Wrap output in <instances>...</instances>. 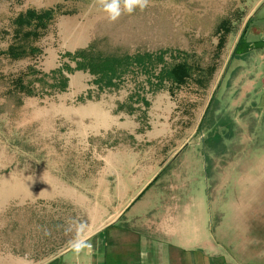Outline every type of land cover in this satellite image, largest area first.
<instances>
[{
    "label": "rangeland",
    "instance_id": "obj_1",
    "mask_svg": "<svg viewBox=\"0 0 264 264\" xmlns=\"http://www.w3.org/2000/svg\"><path fill=\"white\" fill-rule=\"evenodd\" d=\"M191 2L217 6L216 12L234 2L236 15L219 36L215 20L192 23L180 1L166 7L173 16L147 7L110 22L95 0H0V264L48 261L70 247L58 243L54 227L72 219L76 228L75 207L71 214L39 204L52 202L59 180L91 186L108 149L133 153L150 178L166 168L168 189L186 182L198 189L203 177L213 204L225 197L220 208L228 234L238 225L230 200L250 191L264 195V0ZM83 49L133 58L150 52L163 63L133 64L116 87L98 83L88 70H65L66 90L35 85L27 93L42 74L51 85V71L76 68L67 54ZM182 63L190 72L183 82L160 81L163 67ZM90 102L124 113L138 126L139 140L126 129L91 133L93 119H80L88 115L79 111ZM206 196L202 191L187 202L189 238L202 237L216 220L217 209L202 207Z\"/></svg>",
    "mask_w": 264,
    "mask_h": 264
},
{
    "label": "crops",
    "instance_id": "obj_2",
    "mask_svg": "<svg viewBox=\"0 0 264 264\" xmlns=\"http://www.w3.org/2000/svg\"><path fill=\"white\" fill-rule=\"evenodd\" d=\"M84 110L88 116L80 119H93L89 125L91 133L126 129L139 140L138 126L126 119L124 113L114 114L100 102H90L79 111ZM104 154L91 186L59 180V184H54L52 202L39 204L59 213L68 209L73 214L75 207L76 228H72V219L68 224L62 219V224L56 223L54 227V238L70 247L48 261L31 259L22 264H264V228L260 232L256 226L264 214V195L250 191L241 200H230L229 209L236 212L238 225H234V231L229 228L228 234L227 217L220 208L225 197L213 204L203 177L195 182L197 188L200 185L198 189L190 191L187 182L183 189L182 185L180 189H168L170 177L164 175L166 168H160L150 178L140 171L142 161L126 149L116 147ZM202 191L208 199L203 200L202 207L209 204L210 209L214 207L218 212L212 228L205 226L202 237L192 239L188 235L187 202L196 201ZM255 202L259 203L256 211ZM192 230L199 232L195 224ZM89 244L94 249H89Z\"/></svg>",
    "mask_w": 264,
    "mask_h": 264
},
{
    "label": "trees",
    "instance_id": "obj_3",
    "mask_svg": "<svg viewBox=\"0 0 264 264\" xmlns=\"http://www.w3.org/2000/svg\"><path fill=\"white\" fill-rule=\"evenodd\" d=\"M70 59L77 61L76 68L71 67L69 64H65L64 68H58L51 71L53 83L50 85L46 78L48 75L42 74L37 80L30 81L27 88V93L33 95L34 86L39 85L41 89L48 90L51 86L58 87L60 91L66 90L68 87V77L64 73L65 70L68 72H74L75 69L88 70L90 73L97 76V82L104 84L107 87H116L115 80L120 79L122 74L129 70L133 64L146 65V69H153L156 63H163L162 58L154 56L150 52L139 53L136 57H117L115 55H103V54H93L89 50H78L75 53L67 54ZM188 67L185 63L178 64L172 68L163 67L162 72L158 76L160 81L163 82L164 79L168 78L174 80L177 83L184 81V78L190 74L188 72ZM39 72V71H31ZM31 75H34L31 74ZM35 81H38L36 83ZM22 88H24L22 86Z\"/></svg>",
    "mask_w": 264,
    "mask_h": 264
},
{
    "label": "flooded vegetation",
    "instance_id": "obj_4",
    "mask_svg": "<svg viewBox=\"0 0 264 264\" xmlns=\"http://www.w3.org/2000/svg\"><path fill=\"white\" fill-rule=\"evenodd\" d=\"M180 1L183 4L184 10L189 12L191 17L192 23H196L197 20L208 17L210 18V21L215 20L216 21V32L217 34H221L225 29L224 24L228 23L230 20H232L235 15L236 11L234 8V2L228 3L222 7H224L222 10L221 9H213L216 8L217 6L212 5L210 8L205 7L199 2H191V1H196V0H150V6L148 7L151 12L155 13L156 15L159 14V12H163L164 14L168 13L167 12L169 9H166L168 3L170 2H177ZM164 5L163 10H158V6ZM220 10V11H219ZM174 14V13H173ZM171 14V16H173ZM220 36V35H219Z\"/></svg>",
    "mask_w": 264,
    "mask_h": 264
},
{
    "label": "clouds",
    "instance_id": "obj_5",
    "mask_svg": "<svg viewBox=\"0 0 264 264\" xmlns=\"http://www.w3.org/2000/svg\"><path fill=\"white\" fill-rule=\"evenodd\" d=\"M95 2L106 13L110 22L117 21L124 13L133 14L137 10L143 12L150 6V0H95Z\"/></svg>",
    "mask_w": 264,
    "mask_h": 264
},
{
    "label": "built area",
    "instance_id": "obj_6",
    "mask_svg": "<svg viewBox=\"0 0 264 264\" xmlns=\"http://www.w3.org/2000/svg\"><path fill=\"white\" fill-rule=\"evenodd\" d=\"M88 248H89V249H93V245H92V244H89V245H88ZM75 264H81V263L77 262V263H75ZM91 264H93V263H91ZM95 264H98V263H95Z\"/></svg>",
    "mask_w": 264,
    "mask_h": 264
}]
</instances>
